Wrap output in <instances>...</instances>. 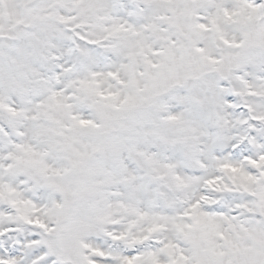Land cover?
Listing matches in <instances>:
<instances>
[{
	"label": "snow or ice",
	"instance_id": "1",
	"mask_svg": "<svg viewBox=\"0 0 264 264\" xmlns=\"http://www.w3.org/2000/svg\"><path fill=\"white\" fill-rule=\"evenodd\" d=\"M0 264H264V0H0Z\"/></svg>",
	"mask_w": 264,
	"mask_h": 264
}]
</instances>
